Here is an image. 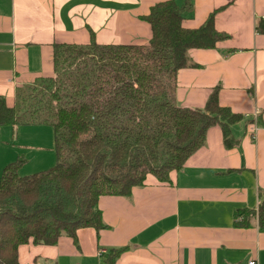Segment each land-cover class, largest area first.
I'll return each instance as SVG.
<instances>
[{
	"label": "crops",
	"instance_id": "0c3cea01",
	"mask_svg": "<svg viewBox=\"0 0 264 264\" xmlns=\"http://www.w3.org/2000/svg\"><path fill=\"white\" fill-rule=\"evenodd\" d=\"M162 1L0 0V97L13 106L20 88L52 76L55 45H88L92 39L148 44L152 30L143 17ZM175 2L191 6L185 28H199L215 14L216 29L229 35L214 49L189 52L193 66L178 72L177 103L205 110L217 90L220 106L241 117L230 128L235 144L226 146L222 127L212 126L204 146L171 173L169 183L149 176L130 197H102L105 229L82 228L76 239L64 235L55 246H21L20 264H100L111 249L121 248L116 264H264V233L255 220L252 227L236 226L237 212L257 211L264 192V34L256 31L264 0ZM29 129L38 138L46 131L55 154L47 168L30 173L31 151L43 146H18L15 160H26L20 176L47 171L57 161L54 131L45 125L1 128L0 154ZM8 163H0V179Z\"/></svg>",
	"mask_w": 264,
	"mask_h": 264
},
{
	"label": "trees",
	"instance_id": "16d2710c",
	"mask_svg": "<svg viewBox=\"0 0 264 264\" xmlns=\"http://www.w3.org/2000/svg\"><path fill=\"white\" fill-rule=\"evenodd\" d=\"M190 4L165 0L143 17L152 30L145 45L58 44L53 75L20 88L14 105L0 97V129L50 126L56 165L20 176L26 160L8 165L0 179V264H20L27 244L55 246L82 228L105 229L98 203L104 196L130 197L149 176L162 183L204 146L208 129L220 125L226 146L241 117L219 104L218 91L205 110L176 100L177 76L193 66L192 49H214L229 35L215 14L196 29L185 28ZM256 31L264 34V19ZM237 227L264 233V192L257 211L236 214ZM241 219V220H240ZM125 248L111 249L100 264H116Z\"/></svg>",
	"mask_w": 264,
	"mask_h": 264
},
{
	"label": "rangeland",
	"instance_id": "374dc122",
	"mask_svg": "<svg viewBox=\"0 0 264 264\" xmlns=\"http://www.w3.org/2000/svg\"><path fill=\"white\" fill-rule=\"evenodd\" d=\"M34 84H35V81L31 82L24 88H28L29 86H32ZM37 135L38 134L36 133V131L32 132L31 129H29L27 133L25 131H22L18 137V140L15 139L14 141L15 144L14 143L12 144V141H11L7 144V146H4L5 152L3 153V155L0 154V163L4 161V164H7L9 160L13 159L11 162H9V163H12L16 159L17 154L19 153L18 146L22 147L26 144V142H28L31 144L34 143V146L40 144L43 146V149H40V148L32 149L30 162L28 163L26 169L29 170L30 173H35V172H38L40 170L47 168L50 157L54 156L55 150L52 149L50 141L47 140L49 138H48V133L46 131L41 133L39 138L37 137ZM9 137L12 140L11 134L9 135ZM56 159H57V155H56Z\"/></svg>",
	"mask_w": 264,
	"mask_h": 264
},
{
	"label": "built area",
	"instance_id": "2783aa9c",
	"mask_svg": "<svg viewBox=\"0 0 264 264\" xmlns=\"http://www.w3.org/2000/svg\"><path fill=\"white\" fill-rule=\"evenodd\" d=\"M248 264H257V262L255 260H252Z\"/></svg>",
	"mask_w": 264,
	"mask_h": 264
}]
</instances>
